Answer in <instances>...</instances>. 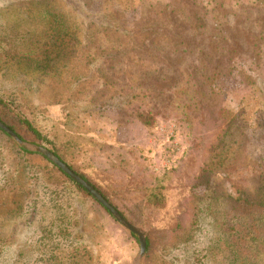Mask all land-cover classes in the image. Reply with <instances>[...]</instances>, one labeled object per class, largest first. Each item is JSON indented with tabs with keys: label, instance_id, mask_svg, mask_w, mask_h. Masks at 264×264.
<instances>
[{
	"label": "rangeland",
	"instance_id": "1",
	"mask_svg": "<svg viewBox=\"0 0 264 264\" xmlns=\"http://www.w3.org/2000/svg\"><path fill=\"white\" fill-rule=\"evenodd\" d=\"M78 1L92 5L89 9L94 11L92 18L83 15L80 21L97 23L117 11L125 27L131 28L147 7H172L182 0ZM261 1L225 0L230 8L227 17L218 9L222 0H196V8L206 13L208 25L206 33L196 40V51L185 54L183 60L173 57L167 45L154 46L150 52L153 58L140 47L141 52L134 53L136 59L132 54L131 58L122 57L115 73L96 68L84 71L80 63H73L43 74L7 58L14 47L6 45L8 36L31 30L34 23L29 19L32 10H10L12 2L0 0V96L15 94L39 108L53 122L66 161L109 195L132 225L128 218L137 222L134 227L145 235L157 232L165 252L180 264H191L188 241L196 222L204 228L197 236L201 246L214 240L221 230L225 206L218 204L212 212L206 211L210 202L202 199L203 189L195 188L205 166L216 167L217 163L221 175L227 167L225 156L214 150L219 136L226 133L225 150L236 158V183L250 186L246 179L251 169L264 162V33L257 22L264 17ZM79 3L75 5L81 6ZM216 16L220 18L218 26L213 23ZM214 30L223 32L222 44L236 41L243 45V54L233 63L199 53H208L207 37ZM250 35H258L262 46L259 56H253L252 47L246 44L245 37ZM166 56L172 59L157 62ZM123 63L125 71L134 65L147 77L160 75L175 80V84L161 94L145 90L130 78L123 81ZM212 72L220 74L217 83ZM77 75H81L79 80ZM139 113L153 115L154 124L142 125L136 118ZM231 121L233 128L228 132ZM14 143L0 134V264H135L140 252L137 237L134 239L96 200L98 204L73 193L55 200L51 191L40 190L36 219L28 223L23 213L32 196L24 178L26 165L18 158ZM31 160L36 165L43 163L40 156ZM158 188L165 207H145L148 196ZM224 189L236 196L231 183L224 184ZM75 248L81 251L78 260L67 261Z\"/></svg>",
	"mask_w": 264,
	"mask_h": 264
},
{
	"label": "trees",
	"instance_id": "2",
	"mask_svg": "<svg viewBox=\"0 0 264 264\" xmlns=\"http://www.w3.org/2000/svg\"><path fill=\"white\" fill-rule=\"evenodd\" d=\"M9 1L12 2L10 10L22 7L32 10L29 19L34 23V28L8 36L6 45H14V47L13 54H6V56L17 66H23L43 74L54 73L73 63H80L84 71H92L96 68L107 73L110 71L115 73L118 65L122 63L121 60L123 61L122 57L131 58L132 54L133 60L136 59L137 56L134 53H140V47H145L144 51L150 54L154 46L167 45L170 47L173 57L176 55V59L180 61L184 59L185 54L191 55L196 51V43L206 33L205 29L208 25L206 13L202 12V9L196 8V0H182L172 7L162 4L151 5L131 28L125 27L119 19L120 13L117 11H111L104 18L96 20L97 23L95 21L88 23L85 19L83 20L86 23L80 21V16L83 15H87V18L93 17L94 11L89 9L92 5H81L82 3L77 0ZM75 3H79L81 6L75 5ZM260 5V9L264 8V1H261ZM220 8L223 9V16L230 15V8L226 6L225 0L219 4L218 9ZM215 18L216 22L213 21V23L218 26L217 22L220 21V18L218 16ZM257 22L261 26V32L264 33V17H260ZM15 25L17 26V22ZM193 30L198 36L194 35ZM81 36L85 39V43L82 42ZM221 36H223L221 30H214L207 37L209 40L206 45L208 53L204 51L199 53L202 56L209 55L213 59L222 57L227 59V62L233 63L243 54V45L234 41L226 46L220 41ZM245 38L246 44L253 49V56H259L262 46L258 35H250ZM222 39L224 40V38ZM16 49H20V51ZM148 57L153 58L151 54ZM167 59L171 60L172 57L166 56L156 60L158 63L164 64ZM177 60H175L176 63ZM201 64H206L205 59H202ZM125 67L126 65L123 63V81L128 82L130 78L132 83L139 82L137 85L145 86V90L161 94L169 85L175 84V80L168 77L167 79L160 75L147 77L142 72V68H137L134 65H130V69L127 71H125ZM205 68L209 69V67ZM211 76L217 83L220 74L212 72ZM80 77L81 75H77V80ZM195 91L197 94H203L200 89H195ZM136 118L146 127L154 124V117L151 114L139 113ZM0 122L11 129L22 141L38 144L48 149L118 209L109 195L79 169L66 161L60 152L59 148L61 146L63 148V145L58 139V132L53 122L46 119L39 108L15 94L8 97L0 96ZM232 128L231 121L228 132ZM0 134L11 140V137L1 129ZM225 135L226 133L219 136V144L214 149L220 153L219 156H225L224 161H228L223 175L218 173L217 163L216 167L205 166L195 183V188L203 189L202 199L210 202L206 211L212 212L218 204L225 206L222 221L219 224L221 230L214 240L210 239L206 245L201 246L197 236L204 228L196 222L194 234L188 241L191 264H264V162L251 169L246 179L250 186L245 182L236 183L233 178L237 168L236 158L229 157L231 153L229 150H225L228 147ZM15 150H17L18 158L26 165L24 178L29 181V191L32 196L25 213H23L27 217L28 223H34L36 219L38 203L36 194L40 190L51 191L55 200L62 198L67 193H73L82 200L92 199L97 203L83 187L45 157L18 145ZM33 156H40L43 163L38 165L32 163L31 157ZM226 183L232 184L236 196L226 193L224 189ZM165 204V198L161 195L160 188L153 191L145 201V207L157 210L165 207ZM19 208L22 206L20 205ZM102 208L110 215L104 207ZM120 213L125 217L123 212L120 211ZM128 219L132 221L133 225H137V222L131 218ZM138 227L141 228V226ZM132 236L136 239L135 235ZM146 239L147 250L144 264H180L176 257L170 252H165L160 246L157 232H146ZM80 253V249L75 248L66 257V260L75 262Z\"/></svg>",
	"mask_w": 264,
	"mask_h": 264
},
{
	"label": "water",
	"instance_id": "3",
	"mask_svg": "<svg viewBox=\"0 0 264 264\" xmlns=\"http://www.w3.org/2000/svg\"><path fill=\"white\" fill-rule=\"evenodd\" d=\"M0 129L3 130L6 134H8L15 143L32 153L39 154L57 166L60 170H62L66 175H68L74 182L83 187L102 207H104L112 216V218L119 223L123 228L129 231L131 234L135 235L138 239L140 245V252L135 261V264H141L142 260L145 256L147 250V239L144 232L134 227L121 213L113 207L102 195L101 193L95 189L90 183L85 181L80 175L76 174L68 165L63 163L58 157H56L52 152L48 149L22 141L11 129H9L6 125L0 122Z\"/></svg>",
	"mask_w": 264,
	"mask_h": 264
}]
</instances>
